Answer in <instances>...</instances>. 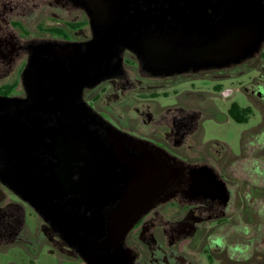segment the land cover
Here are the masks:
<instances>
[{
	"label": "flooded vegetation",
	"instance_id": "flooded-vegetation-1",
	"mask_svg": "<svg viewBox=\"0 0 264 264\" xmlns=\"http://www.w3.org/2000/svg\"><path fill=\"white\" fill-rule=\"evenodd\" d=\"M92 1L0 0L1 139L10 126L3 118L14 117L16 128L23 105H32L37 75L31 60L39 47L84 49L99 30L127 36L128 21L137 13L143 16L133 35L150 34L154 27L146 29L145 14L168 4ZM259 1L260 15L264 0ZM104 7L108 13L99 17ZM107 64L81 97L132 157L152 156L168 178L164 189L124 234L83 237L66 218L35 209L19 180L2 175L0 164V264H19V258L20 264H41L40 258L42 264H264V40L252 55L222 68L188 63L158 73L128 43L119 44ZM196 81H210L224 101L238 94L244 105L232 99L225 111L213 108L210 114L209 89H195ZM165 99L171 102L162 104ZM209 117L244 127L237 153L223 142L204 140L202 122ZM115 170L107 195L119 196L128 192V182L122 167ZM117 205L118 199L107 212Z\"/></svg>",
	"mask_w": 264,
	"mask_h": 264
},
{
	"label": "water",
	"instance_id": "water-1",
	"mask_svg": "<svg viewBox=\"0 0 264 264\" xmlns=\"http://www.w3.org/2000/svg\"><path fill=\"white\" fill-rule=\"evenodd\" d=\"M148 1L153 7L159 0ZM163 1L168 3L165 8L145 14L146 29L154 27L150 34L133 35L140 18L137 13L128 21L127 36L104 35L99 30L84 49L39 47L31 60L37 75L32 105H23L16 128L14 117L2 120L10 125L6 140L0 138L2 175L18 179L35 209L55 220L66 218L80 236L124 234L148 211V200H154L168 181L151 155L132 157L123 149L118 135L104 126L81 97L86 84L99 82L118 45H132L151 69L170 74L188 63L198 68L237 63L264 40V8L259 15V0ZM102 13L107 15L108 7L99 10V17ZM160 29L161 34L153 33ZM12 130L18 134L10 135ZM117 166L123 168L128 182L123 190L128 192L107 195L116 183ZM117 199L116 210L107 212Z\"/></svg>",
	"mask_w": 264,
	"mask_h": 264
},
{
	"label": "rangeland",
	"instance_id": "rangeland-1",
	"mask_svg": "<svg viewBox=\"0 0 264 264\" xmlns=\"http://www.w3.org/2000/svg\"><path fill=\"white\" fill-rule=\"evenodd\" d=\"M195 85V89H203V90H207L209 89V97H211V111L209 110V113L212 114V110L213 108H217L220 111H225L229 105L230 102L232 101V99L234 101H237L238 103H240L241 105H244L241 100L242 97L238 94H235L234 97H232L230 100L228 101H224L221 99V96L219 94H216V92L213 89L212 83L209 81L208 84L203 83L202 81H196L193 82ZM225 84V83H224ZM230 84L226 83L225 87H229ZM237 86V82H234L233 84H231V87L234 88ZM170 96L172 95V92L169 91ZM171 102V99H165L162 101V104H169ZM203 127H204V140L205 141H219V142H223L225 144H227L231 150L234 153H237L240 147V141H241V137H242V129H244L243 126H240L239 124H236L235 122L232 121H227V122H222V121H217L216 119H213L211 117L209 118H205L203 120ZM252 122H250L251 124ZM45 251V249H44ZM13 255H17L16 251H11L10 252ZM45 256V252L43 254ZM50 254H48V257ZM18 257V256H16ZM51 258V257H50ZM21 258L18 259V262L20 264V262L22 263V261H20ZM43 258H40V262L42 264ZM44 262V261H43Z\"/></svg>",
	"mask_w": 264,
	"mask_h": 264
}]
</instances>
